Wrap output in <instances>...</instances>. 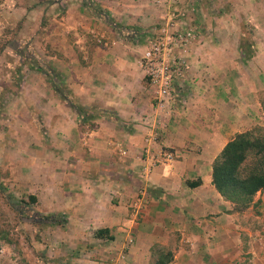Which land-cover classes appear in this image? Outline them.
Instances as JSON below:
<instances>
[{
    "label": "crops",
    "instance_id": "obj_1",
    "mask_svg": "<svg viewBox=\"0 0 264 264\" xmlns=\"http://www.w3.org/2000/svg\"><path fill=\"white\" fill-rule=\"evenodd\" d=\"M102 9L71 12L75 40L69 55L59 48L63 56L54 58L76 104L95 117L82 125L59 98L41 100L55 138L49 145L56 155L68 149L66 164L41 167V213L66 220L51 231L60 228L69 243H101L80 250L75 264H157L155 246L171 252L161 264H264V191L245 212L232 213L211 183L224 146L236 134L264 128V0H107ZM172 11L175 30L195 35L182 53L187 69L174 82L166 129L149 144L150 125L161 117L139 60L159 36L155 25ZM237 16L252 25L248 42ZM41 146L47 149L42 140ZM146 148L151 156L173 151L176 159L147 172ZM99 229L108 234L95 238Z\"/></svg>",
    "mask_w": 264,
    "mask_h": 264
},
{
    "label": "rangeland",
    "instance_id": "obj_2",
    "mask_svg": "<svg viewBox=\"0 0 264 264\" xmlns=\"http://www.w3.org/2000/svg\"><path fill=\"white\" fill-rule=\"evenodd\" d=\"M104 2L107 0H0V236L6 238L0 242V264H75L83 258L79 257L80 250L101 244L98 240L69 243L61 237L60 228L56 234L51 231L56 226H44L42 230L41 226L35 229L33 225L45 216L41 213V167L55 160L64 165L68 159L66 147L56 155L53 145H49L55 138L44 123L41 100L57 104L59 98L69 107L65 98L77 103L68 83L54 65L55 54L59 56L61 53L57 50L61 48L69 55L75 40L69 27L75 19L71 12L80 8L102 15ZM171 13L169 21L164 19L155 25L157 35H164V30L166 33L175 30L177 12ZM245 19L242 16L236 18L248 42L253 36L252 25ZM110 22L116 23L113 19ZM38 66L50 75L47 77L37 71ZM43 88L54 92L55 102L46 98ZM41 140L44 148L50 147L43 149ZM56 140L67 139L58 136ZM11 170L15 171L13 175ZM16 173L21 175L16 176ZM29 196H39L40 201L36 198V202L31 203ZM47 231L51 233L49 238ZM8 238L15 246L10 245L5 251Z\"/></svg>",
    "mask_w": 264,
    "mask_h": 264
},
{
    "label": "trees",
    "instance_id": "obj_3",
    "mask_svg": "<svg viewBox=\"0 0 264 264\" xmlns=\"http://www.w3.org/2000/svg\"><path fill=\"white\" fill-rule=\"evenodd\" d=\"M243 53L244 48L241 46ZM37 71L47 77L50 75L43 67H37ZM69 102L71 108L77 113L80 124L86 125L91 118H94V111ZM260 103L264 113V94H260ZM211 183L216 192L232 206V213H243L254 204L258 192L264 191V128L253 127L240 134H236L222 149L221 153L212 163ZM189 185H193L189 183ZM198 185V183H196ZM31 203L36 202L35 196H29ZM58 217L62 219L59 220ZM64 217L55 214L45 215L38 219L33 227L41 226H62ZM108 230L99 229L95 232V238H104ZM0 236V240L6 239ZM9 239V238H8ZM5 242L15 246L14 242ZM16 248V247H15ZM157 264L169 262L172 258L171 252L155 246Z\"/></svg>",
    "mask_w": 264,
    "mask_h": 264
},
{
    "label": "built area",
    "instance_id": "obj_4",
    "mask_svg": "<svg viewBox=\"0 0 264 264\" xmlns=\"http://www.w3.org/2000/svg\"><path fill=\"white\" fill-rule=\"evenodd\" d=\"M194 35L193 29L174 30L170 33L164 30V35L151 40L140 57L139 64L152 88L156 111L161 117V120L156 117L152 124L150 123L151 134L149 140H146L149 144L160 140L166 129V124L162 120L169 112L170 102L176 98L174 82L182 77L187 69L182 53L187 51ZM145 154L150 160L147 172L158 164L170 163L176 159V155L170 150L151 156L150 149L146 148Z\"/></svg>",
    "mask_w": 264,
    "mask_h": 264
}]
</instances>
